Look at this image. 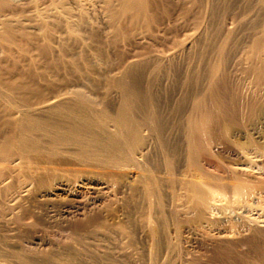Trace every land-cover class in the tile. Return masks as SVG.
Wrapping results in <instances>:
<instances>
[{"label": "bare ground", "instance_id": "obj_1", "mask_svg": "<svg viewBox=\"0 0 264 264\" xmlns=\"http://www.w3.org/2000/svg\"><path fill=\"white\" fill-rule=\"evenodd\" d=\"M230 5L0 0V264H264V0Z\"/></svg>", "mask_w": 264, "mask_h": 264}, {"label": "rangeland", "instance_id": "obj_2", "mask_svg": "<svg viewBox=\"0 0 264 264\" xmlns=\"http://www.w3.org/2000/svg\"><path fill=\"white\" fill-rule=\"evenodd\" d=\"M231 1V5L221 7L217 10V16L218 18L216 19V21L219 19V22L221 23H237V22H241L245 19V17L247 16V14L254 10L255 7L257 6V0H230ZM214 20V22H216ZM143 45H139L137 46V48L135 50H143ZM228 72V76L230 77V79L232 81H235L236 83L242 84L243 87L246 86L247 81L245 80V78L243 77L242 72L240 71L239 67H230L227 69ZM51 238H62L61 235L59 236V234H54L51 235Z\"/></svg>", "mask_w": 264, "mask_h": 264}]
</instances>
